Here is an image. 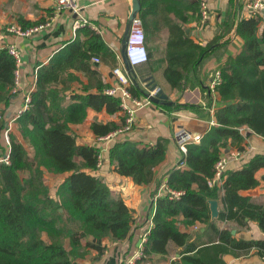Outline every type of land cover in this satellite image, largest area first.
Listing matches in <instances>:
<instances>
[{
	"label": "trees",
	"instance_id": "trees-1",
	"mask_svg": "<svg viewBox=\"0 0 264 264\" xmlns=\"http://www.w3.org/2000/svg\"><path fill=\"white\" fill-rule=\"evenodd\" d=\"M139 1L145 33L156 28L159 19L167 22L168 54L163 79L170 89L194 86V67L235 22L234 0L225 30L205 46L186 35L183 24L189 17L184 16V7H177L176 18H169L162 15V11L167 14L170 11L165 4L168 0ZM239 6L241 10V0ZM197 10L200 7L192 9L195 14ZM36 23L21 19L25 28ZM260 23L259 15H240L236 35L243 38V48L220 67L222 82L217 92L221 105L214 113L217 124L202 135L200 142L188 143L187 153L169 171L168 185L182 191V195L175 199L161 195L156 199L154 227L143 243V255L132 264H157L156 255L169 256L175 251L180 260H172L170 264H226L223 259L226 253L239 256L253 247H258L264 256V240H237L233 234L236 226L246 227L250 221H257L264 231V205L247 193L259 185L256 174L264 168V153L245 156V163L238 169L227 168L222 186L209 185L223 150H243L252 133L264 136V27L261 35H257ZM227 44H221L204 62L220 55ZM148 53L150 60L152 56ZM95 55L105 60L112 58L117 63L102 36L86 25L48 62L37 66L29 106L16 118L15 132H10V164L0 163V264H82L80 259L91 249L103 253L104 238L133 240L132 209L92 170L103 166L107 159L120 175L131 177L139 185L151 184L155 168L166 158L169 138L159 137L153 145L118 139L110 141L105 150L104 142L99 140L95 145L78 142L71 125L83 123L89 108L111 115L122 111L120 94L106 92L109 85L92 64ZM15 68V58L8 49H0V102L7 107L13 96ZM129 71L138 84L134 69L129 66ZM78 73H83L84 78ZM151 75L146 80L149 87L159 84L158 75ZM75 82L81 84L80 91L74 89ZM130 89L136 96L137 90ZM174 107L200 109L195 104L177 103ZM4 114L5 111L0 112V135L6 123ZM124 124L123 114L119 121L95 120L90 127L99 137ZM241 128H245L244 132ZM100 154L103 158L98 166ZM46 171L66 175L56 196L51 195L45 183ZM211 199L219 201L218 218H212ZM229 222L237 225L231 226ZM195 225L205 231L192 233L189 227ZM206 233L215 240L199 245L192 238Z\"/></svg>",
	"mask_w": 264,
	"mask_h": 264
},
{
	"label": "crops",
	"instance_id": "crops-1",
	"mask_svg": "<svg viewBox=\"0 0 264 264\" xmlns=\"http://www.w3.org/2000/svg\"><path fill=\"white\" fill-rule=\"evenodd\" d=\"M201 1L168 0L165 4L170 6V11L168 14L166 11H162V15H166L169 18H176V8L184 7L186 9L184 16L189 17V20L183 24L186 35L205 46L213 42L218 37L217 35L225 30L229 10L233 2L231 0H206L211 7L212 14L210 19L204 21L200 18L201 14L199 16L200 10H197L196 14L192 11L194 7H200ZM249 1L241 0V17L253 16L246 8V3ZM234 2L236 22L237 7L240 0H234ZM54 8V0H0V49L6 48L9 43H16L22 55V86L17 93L13 94L8 107L5 106L4 102H0V112L5 111L3 118L6 122H9L12 129L15 127L14 117L23 108L25 96L31 90L35 89V72L38 64L48 62L54 53L62 48L66 42L74 38L73 24L76 19H86L89 22V26L102 36L111 55L117 60V63L114 64L112 58L105 60L99 55H96L100 58V62H92L93 66L100 71L103 80L109 87L116 86L119 83L114 73L116 67H120L123 71L127 72V64L123 58V51L130 24V16L133 10V0H78L77 13L71 10H63L50 26L36 32L32 36H16L7 30V27L11 23H17L23 26L21 19L37 23L46 22L53 15ZM257 15L261 16V23L257 31V35L260 36L264 27V8ZM235 22L221 39L230 35ZM168 36L167 22L164 18H161L157 22L156 28L146 32V45L152 56V59L145 63L149 66L148 74H138L136 68L139 66L134 68V71L139 89L141 90L147 87L146 80L152 77L151 74H157L159 84L156 85L160 86L169 96V99L173 101V107L166 108L155 103L154 105H148L140 109L137 112V122L134 129L122 137V139L141 140L152 145L156 143L159 137H167L169 138V144L166 158L155 168V179L151 184L139 185L131 177L120 175L113 170L107 159L104 161L103 166L92 170L93 174L105 179L114 194L126 200L128 206L133 211L135 234L132 241H114L110 238L102 239L101 245L104 247L103 253L100 254L98 251L91 249L85 258L80 259L82 264H121L123 261L127 263V260L140 249L139 245L143 233L148 231L149 219L153 217L156 210V203L153 201L155 196L162 191V186L168 184L169 171L177 167L179 161L182 159L183 154L179 150L176 139L177 133L181 130L191 133L192 131L189 127L192 126L193 132H201L204 134L212 125L217 124L214 113L216 108L221 105V100L219 95L216 96V101H213L209 97L206 91V84L210 80L211 73L214 70L220 69L221 65L229 57L236 56L241 52L244 42L243 38L235 34L230 38V42L227 41L228 44L224 47L220 55L212 56L204 62V59L213 51L206 55L203 61L198 63L193 69L194 86H188L182 90H178L170 89L162 75L167 63ZM78 74L81 79L84 78L83 73ZM73 87L75 90L80 91L81 84L75 82L73 83ZM141 94L142 91L139 90L137 96L140 97ZM177 103L199 105L200 109L197 111L187 107L176 108L174 105ZM121 116H123L122 111L111 115L105 110L97 112L89 108L85 121L79 124H72L71 128L77 134L80 144L95 145L98 143L99 137L91 130V123L95 120L101 123L111 120L119 121ZM195 120L198 121L197 125L193 124ZM199 122H206L207 126L200 125ZM247 148L249 151H247L246 158L256 153H264V136L256 133L249 135L245 140L244 149ZM231 149L237 148H229L228 150ZM5 150L6 146L1 133L0 155ZM228 150L225 149L223 152L227 153ZM244 157L231 160L228 169L240 168L245 163L243 161ZM256 176L259 179L258 187L254 189L256 193H249V191L253 190H249L247 193L255 196L256 202L264 205V168L260 169ZM228 224L231 226L237 225L233 222H229ZM181 226L184 227L183 225ZM195 226L189 227L192 233L198 230H201V232L205 231V228L198 226V229H196ZM233 234L237 240H264V231L257 221H250L246 227L236 226ZM192 238L199 245H204L215 240V237L207 233L202 236H192ZM235 251L238 252L239 250L237 249ZM223 259L226 264H264V256L260 255L258 247H253L249 253L239 256L236 253H226ZM154 260L157 261V264H170L172 260H180V256L175 251L169 256L156 255Z\"/></svg>",
	"mask_w": 264,
	"mask_h": 264
},
{
	"label": "built area",
	"instance_id": "built-area-1",
	"mask_svg": "<svg viewBox=\"0 0 264 264\" xmlns=\"http://www.w3.org/2000/svg\"><path fill=\"white\" fill-rule=\"evenodd\" d=\"M54 1H55L54 13L46 22L29 26L27 28L17 23H11L7 27V30L16 36L29 37L34 35L36 32L50 26L58 16V14L61 13L63 10H71L76 13L78 12V0H54ZM246 8L251 15L256 16V14L264 8V0H250L248 3H246ZM200 14H201V18L204 21H207L211 17L212 14L211 7L206 0H202L200 3ZM86 25H89V22L84 18L76 19L74 21L73 24L74 38L77 36L78 29ZM6 49H8L9 53L15 58L16 61V68L14 71L15 82L11 90V92L15 94L22 86V71H21L22 55L16 43H9L6 46ZM123 58L126 64L130 66L132 69L142 64H145L149 61V53L146 45V33L144 29V23L142 17L139 14H137L130 22L127 39L125 43V49L123 52ZM92 62L99 63L100 58L95 55L92 57ZM114 73L116 74L119 83L116 86L109 87L106 90V92L108 94H113V95L120 94L122 99L121 102L122 112L125 115V124L124 126L108 133L107 135L99 136L98 140L104 142L103 150H105L108 147V143L110 141L122 139L124 135H127L134 129V126L136 125L137 122V118H136L137 112L148 105H154L155 102L153 98L156 97L158 93L161 91V87L158 85H156L152 89L148 85L147 87H145V89L142 90L139 89L138 84L135 83V79H132L133 77H131L133 75L130 73L129 68H127V72H125L120 67H116L114 69ZM221 82H222L221 70L220 69L214 70L211 73L210 80L206 84L207 94L213 101L216 99V96L218 95L217 86ZM130 87H134L137 90V92L139 90L142 91L140 97H138L137 95L135 96L132 90L130 89ZM32 91L33 90H31L29 94L25 96L23 108L20 109L19 112L15 115L14 121L16 120V118L20 116V114L24 110L28 108L29 102L31 100ZM11 129L12 127L9 125L8 127H5L2 133L6 150L3 154L0 155V163L10 164L11 161L10 159ZM202 135L203 134L201 132H198L196 135H193L192 133L187 132L185 130L179 131L176 135V139L180 152L182 154H186L187 144L190 142H196V143L200 142V140L203 137ZM247 151H249L248 148L244 150L231 149L228 150L227 153L222 154L220 159L215 164V174L213 178L209 181V185L222 186L226 178V172L229 162L233 159H241L243 156H246ZM102 158L103 156L102 154H100L98 166H101ZM161 195H168L170 198L175 199V198H180V196L182 195V191L173 189L168 184H165L164 186H162V191L155 196L153 201L156 203V199ZM153 227H154V222L152 218H150L148 222V231L143 233L141 243L139 245L140 249H138V251H136V253L127 260L128 264H132L136 259L140 258L143 255L142 244L146 241L147 235ZM195 228H198V226L196 225Z\"/></svg>",
	"mask_w": 264,
	"mask_h": 264
},
{
	"label": "water",
	"instance_id": "water-1",
	"mask_svg": "<svg viewBox=\"0 0 264 264\" xmlns=\"http://www.w3.org/2000/svg\"><path fill=\"white\" fill-rule=\"evenodd\" d=\"M132 13H131V16H130V22L131 20L139 13L140 9H141V4H140V1L139 0H133V8H132ZM239 19H240V7L238 5L237 7V19H236V22L233 26V29L230 33L229 36H226L224 37L223 39H221L215 46L209 48L201 57L200 62L203 61V59L206 57V55H208L209 53H211L212 51H214L220 44L224 43V42H227L230 40L231 37H233L236 32H237V27H238V22H239ZM130 25V24H129ZM129 30V29H128ZM128 30H127V33H128ZM262 48H264V45L262 46ZM125 49V47H124ZM124 52V51H123ZM127 68H129V66L127 65ZM149 86V84H147ZM156 86V84H154L153 86H151L150 88H154ZM154 102L163 106V107H166V108H172L173 107V101H171L169 99V96L161 89V91L158 93V95L156 97L153 98ZM198 121L195 120L193 122L194 125H197ZM200 125H203V126H207V123L206 122H199ZM6 127L9 126V122H6L5 123ZM190 130L192 131L191 133L193 135H196L198 132H193L192 130V126L189 127ZM250 194H255L256 193V190H253V191H249ZM209 203H210V209H211V215H212V218H218L219 217V213H220V209H219V201L218 200H215V199H211L209 200ZM235 233V231H234ZM141 243V241H140Z\"/></svg>",
	"mask_w": 264,
	"mask_h": 264
},
{
	"label": "rangeland",
	"instance_id": "rangeland-1",
	"mask_svg": "<svg viewBox=\"0 0 264 264\" xmlns=\"http://www.w3.org/2000/svg\"><path fill=\"white\" fill-rule=\"evenodd\" d=\"M136 69H137L136 72L138 74L147 75L148 71H149V66H148V64H144L143 66H139ZM4 129L5 128L1 129V133H3ZM241 130L244 132L245 128H241ZM12 131H14V128L11 129V132ZM245 134H246V132H245ZM30 151L33 152V149L30 148ZM65 176H66L65 174H54V173H51L49 171L45 172L44 180H45V183L49 186L52 196H56V190H57L58 186L60 185V183L62 182V180L64 179ZM196 229H198V228H196ZM66 245H68V242H66Z\"/></svg>",
	"mask_w": 264,
	"mask_h": 264
}]
</instances>
